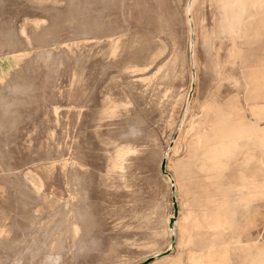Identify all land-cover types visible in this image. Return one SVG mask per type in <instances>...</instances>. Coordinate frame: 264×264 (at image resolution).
<instances>
[{
    "label": "rangeland",
    "instance_id": "1",
    "mask_svg": "<svg viewBox=\"0 0 264 264\" xmlns=\"http://www.w3.org/2000/svg\"><path fill=\"white\" fill-rule=\"evenodd\" d=\"M188 2L0 0V264H264V0Z\"/></svg>",
    "mask_w": 264,
    "mask_h": 264
},
{
    "label": "water",
    "instance_id": "2",
    "mask_svg": "<svg viewBox=\"0 0 264 264\" xmlns=\"http://www.w3.org/2000/svg\"><path fill=\"white\" fill-rule=\"evenodd\" d=\"M189 98H191V94L189 95ZM160 172L163 176H167V173H166V160L163 159V161L161 162V165H160ZM172 203H173V218L170 220L169 222V229H173V224L175 222V220L177 219V216H178V209H177V204L175 202V198L173 197L172 199ZM174 244H175V241H174V238L171 239V249L174 247ZM169 254V252L163 254V255H159V256H156L154 259H160L162 257H165ZM153 258L152 259H149L147 260L146 262L142 263V264H150L153 262L154 260Z\"/></svg>",
    "mask_w": 264,
    "mask_h": 264
},
{
    "label": "bare ground",
    "instance_id": "3",
    "mask_svg": "<svg viewBox=\"0 0 264 264\" xmlns=\"http://www.w3.org/2000/svg\"><path fill=\"white\" fill-rule=\"evenodd\" d=\"M193 1L194 0H190V2H188V5H187V8H186V16H187V20H188V26H189V32H190V36H191V38H192V36H194L193 35V17H192V15H191V10H192V6H193ZM219 22V21H218ZM194 44L195 43H193V41H192V39H191V41H190V44H189V46H190V54H191V66L193 67L194 66ZM194 81V80H193ZM190 92V91H189ZM187 103H189V102H187ZM185 112V111H184ZM181 125V124H180ZM169 231H170V233L173 235V229L171 230V229H169ZM175 236V235H174ZM171 249V248H170Z\"/></svg>",
    "mask_w": 264,
    "mask_h": 264
}]
</instances>
